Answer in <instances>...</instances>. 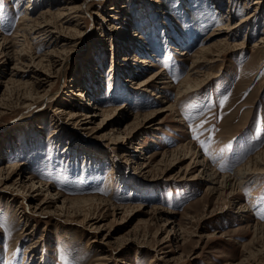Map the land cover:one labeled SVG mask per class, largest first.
<instances>
[{"label":"rangeland","instance_id":"1","mask_svg":"<svg viewBox=\"0 0 264 264\" xmlns=\"http://www.w3.org/2000/svg\"><path fill=\"white\" fill-rule=\"evenodd\" d=\"M33 1L30 7L28 0H0V172L9 178L0 180V264H23L31 251L34 264L42 255L48 264H264V220L257 215L264 208L258 203L264 195V131L253 138L258 122L264 128V48H253L264 35L260 26L253 22L239 32L244 49L225 52L212 67L200 58L196 69L194 56L209 45L211 34L246 11L226 4L221 12L231 10L234 18L226 14L224 20L215 0H157L163 18H155V10L150 18L157 20L159 42H145L150 51L139 56H151L155 66L139 78L159 72L164 84L142 91L125 83L134 98L114 102L109 91L122 55L118 29L127 17L133 23L126 25L129 30L137 26V1L88 0L85 6L83 0ZM120 6L127 7L123 14L109 10ZM61 7L76 12L77 26L57 21ZM44 10L54 26L49 30L70 39L63 50L48 38L33 39L36 31L17 38L22 17L39 19ZM263 15L264 6L257 19ZM175 29L188 33L189 47L170 41L180 38ZM183 49L187 55L178 56ZM14 66L19 72L11 77ZM35 70L51 75L50 89L35 83ZM97 72L105 114L89 123L87 102L71 87L76 79L84 82L81 73L92 80ZM185 81L199 84L182 96ZM43 90L47 99L39 98ZM161 93L165 104L154 98ZM164 107L169 108L152 115ZM190 124L203 125L199 141ZM256 157L262 165L252 169L259 172L239 188H220L205 178L213 172L221 182ZM33 180L59 194L60 202L32 193L26 186ZM16 182H24L15 187L20 193L33 197L25 209L22 196L3 191ZM128 187L135 191H124Z\"/></svg>","mask_w":264,"mask_h":264},{"label":"bare ground","instance_id":"2","mask_svg":"<svg viewBox=\"0 0 264 264\" xmlns=\"http://www.w3.org/2000/svg\"><path fill=\"white\" fill-rule=\"evenodd\" d=\"M28 1L30 3V7L35 5L33 0H28ZM136 1H137L136 2L137 7L134 10V13H135L134 15H135V17H137V22H138V24H136L137 26L132 25L133 28L131 30H129V28H127L126 25L130 21V20L128 21V19H132V18L127 17L125 19V24L122 25V27L118 29L119 33H120V38L117 41L119 42L118 44H120L119 45V49H120L119 52H121L122 55L120 57L119 64L115 68L116 70L112 71L114 73H111L112 74V78H111L112 86H111V89L109 91L111 98L114 102L118 101V100H123V99L126 102V101H130L132 98H134L135 94L131 93V91L128 92L127 91L128 89L123 87V84L125 86V83L126 84L127 83L134 84L137 89L142 90V91H146V90L151 89V88H157V85L164 84V83H162L163 79H164V74L159 73V72L152 73L151 75H149L147 78H145L142 81H140L141 78H139L141 76V74L145 73V70L151 69L155 66L153 61L150 59L151 56L150 57H139V56L141 55V53L145 54V52L150 51L148 48L149 46L145 42H149V40H151L152 41L151 45H153V44L156 45L155 43H157V45H158L159 36H158V33L156 31V28H155L156 25L154 23L157 20L155 19V21L153 22L150 18V15H151L150 13H152V11L155 10V13H153L156 15L155 18H157V17L163 18V11H161L163 9H158V8H162L161 3L157 0H136ZM215 1H216V3L213 2V4L216 5V10L218 12H220V17L222 19H224V17H225L224 15H226V14H227L226 18H228V19H229V17L234 18V14L232 13L231 10L230 11L227 10L226 13L221 12L222 7L226 4L227 5L232 4V6L233 7L235 6L236 8L241 6L243 8V11H246V16L241 18L240 20H238L235 23H228V21H227L228 24L222 23L220 28L217 29L214 34H211V37H210L211 39H210L209 45H207L206 47L201 49L194 56V60L192 61V67H195L196 69L200 64H203V63H201L200 58L205 59L204 64H206L209 67H212V65L214 63L218 62L219 59L221 57H223V54L225 52H228V51L232 52V51L244 49V43H238L236 37L238 36V34L241 30H246V31L250 30L253 22H254V26H256L258 24L261 27L260 28L258 26L259 28L258 27L257 28L260 30L262 29L261 32H262V34H264V15L261 16L262 18L257 19V16L261 13V10L264 6V0H254L250 4L246 3V0H215ZM87 2H88V0H83L82 5L85 6V4ZM29 8L28 7L25 8V11L35 9L34 7L30 8V9ZM125 8H127V7L120 6L117 9L110 8L109 10L113 11L114 13L123 14V11ZM228 8L229 7H227V9ZM120 10H123V11L121 12ZM182 10L184 11L183 14L185 16H189L190 13H189L188 9L183 7ZM49 13L50 12L48 10H44L39 14V16H38L39 19H35V20L28 18L27 17L28 14L26 13L21 19L23 26L20 30L21 34L18 35L17 38L21 37L24 39L26 37V35H31L32 32L36 31V32H38L37 36L34 37L33 39L39 38V41H42V40L48 38L47 40H53L54 44H56L55 47H57L59 44H62L60 46V49L63 50L62 48L64 46H66L67 44H69L68 40H70V39H68L67 37H65L63 35H60V33H57L54 30H49L50 28L53 29V27H54V26L51 27L50 26L51 24L44 19V16H46ZM75 13L76 12H74V11H71L69 9L61 7L58 9V11L56 12L55 15H56L57 21L62 22L61 23L62 25L75 24V26H77L79 17H77ZM167 17L169 18V20L171 21V23L173 25L174 23H173L172 18L169 16H167ZM110 18L117 19L113 15ZM129 23L133 24L132 21H130ZM112 28H114V27L112 26ZM175 30H177V29H175ZM176 33H178L180 35V38L177 39V41L171 40V39H170V41H172L174 44H176L177 47H180V46L189 47L191 45L192 39L188 35V33H186L185 31H181V30H177ZM218 37H220V38H218ZM253 48H264V35L259 38L258 42L253 46ZM97 49H99V48H97ZM178 51H179L178 56L183 57V56L187 55V52L185 49L178 50ZM52 54H54V53L53 52L49 53V55L51 57H53ZM102 55H103V52H102ZM6 56H8V58H7L8 62L11 63L12 62L11 56H9L7 54H6ZM67 64H68V62L66 60L63 61L60 64V70L65 69ZM18 72H19L18 68L16 66H14L12 68L11 77L16 76ZM81 74H82V80L84 82L79 83L78 79H76V80H74V82H72L75 86H72L71 88L76 87V89H77L76 91L79 93H75L74 95L77 96L79 101H82L84 103L87 102L86 108H88V113L84 116V120H87V122L91 123V122L97 120L98 118H100L101 113L105 114L102 111V109H100V107H99V102L101 100L98 96L101 94V91H102V88L100 87L101 83H99V81H98V79H99L98 72L94 75V77H95L94 79H93V74L91 75L92 80H91V78L86 79L87 74H84V73H81ZM33 75H34L33 78H34L36 84H39V85L48 84V86H49L48 88L49 89L51 88L52 77L50 74H48L46 72L39 71V70H35L33 72ZM194 75H195L196 79H198V80H200V78L203 77L202 75H200L198 73H194ZM128 78H131V79L129 80ZM134 78H137V80L140 82L135 83ZM1 84L2 83H0V85ZM184 84L186 85V87L181 92L182 96L189 95V94L193 93L195 88H197L199 83L196 82L194 84H187V81H185ZM79 85H83L85 87L84 88L85 90L83 92H80L81 91L80 88H82V87H79ZM130 89L132 90L131 87H130ZM46 92L47 91L43 90L44 96H42V97L40 96L39 98L40 99H42V98L47 99V97H46L47 93ZM69 92H72V91H69ZM84 92H85V94H84ZM153 95H154L155 99H160V100L162 99L160 102L162 104L163 103L165 104V100L163 99V93L153 94ZM65 96L67 97L68 95H65ZM90 97H92L93 101L89 100ZM61 101H65V99L62 98ZM168 108L169 107L161 108V109H159V111H157L155 113L153 112L152 115H154L156 113H161V112L167 111ZM58 113H60V111H58ZM76 116L77 115H71V118L73 119ZM80 116H82V115H80ZM104 122H105V120H104ZM152 145H155V144H153V142H150V146H152ZM129 150L131 151V148H128V151ZM133 151L136 153L138 152L136 148L132 149V152ZM260 159H261L260 157L249 159V161H247V163H245L243 166L239 167L234 172V174L232 176H222L221 182H218V177L213 172H209L207 174L205 173L206 174L205 178L212 185L219 184L220 188H227V187L230 189L239 188V186H241L242 184L249 182L252 175H255L256 172H259V171H256L257 169H252V168L259 167V165H262L261 164L262 161ZM74 161H75L74 158L73 159L70 158L68 162H74ZM139 166L141 168H144V164H141ZM204 172H205V170H204ZM204 172H203V174H204ZM3 174H4V171L1 170L0 177H3L4 176ZM0 180L3 182H7L9 180V178H7V176H4V178H1ZM204 181H205V179H204ZM19 183L16 182L13 184V186H5L4 185L3 191L9 192L10 194L15 195V196H18V195L22 196L23 197L22 202L24 203V205L23 204L22 205H23V209H25V206L28 207V205H29L26 203L33 200V197H31L29 195H24L23 193H20L19 190L17 188H15L17 186V184H19ZM23 183L24 182H21L20 184H23ZM19 187H22V186H19ZM26 187H28V188L30 187V191L32 193L36 192V191L41 192V193L45 192L46 197L49 199V202L52 204L53 203L57 204L60 202L61 196H59V194H54V195L51 194L47 188L44 189L45 185H43L42 183L38 184L37 182H34V180H33V182L30 181V184L27 185ZM127 190L128 191H135L134 187H128L126 190L124 189V191H127ZM41 193H39V195ZM153 196H155V193ZM63 207H64V203L62 202L61 206L57 207V208L63 209ZM239 212L242 213L243 211H239ZM31 252L32 253L30 254V257L26 258V261H25V263L23 262V264H34L35 263L36 251H31ZM39 264H48V260H47V257H45V255L41 256Z\"/></svg>","mask_w":264,"mask_h":264},{"label":"snow or ice","instance_id":"3","mask_svg":"<svg viewBox=\"0 0 264 264\" xmlns=\"http://www.w3.org/2000/svg\"><path fill=\"white\" fill-rule=\"evenodd\" d=\"M227 97L224 98V100L226 101ZM224 101H222L223 103ZM194 107V105H193ZM188 118H191V117H188ZM203 127L202 124L200 125H195V124H190V130L192 131V134H193V139H196L199 141V133H200V129ZM264 131V128H261L260 126V122H258L257 124V128L255 130V136L253 137L254 139L256 140H259L260 139V133ZM201 143V147L205 150V154H209L208 153V145L205 144V142L203 141H200ZM228 149L231 148V144L227 145L226 146ZM223 151V150H222ZM224 166L221 165V169L223 170ZM261 202H264V195H262L260 198H259V201L258 203H261ZM257 215L260 219L264 220V208H258L257 210Z\"/></svg>","mask_w":264,"mask_h":264}]
</instances>
